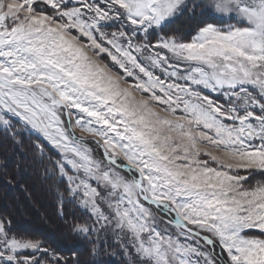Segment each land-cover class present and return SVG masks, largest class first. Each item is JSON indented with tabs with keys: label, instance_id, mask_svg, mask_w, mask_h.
Segmentation results:
<instances>
[{
	"label": "snow or ice",
	"instance_id": "obj_1",
	"mask_svg": "<svg viewBox=\"0 0 264 264\" xmlns=\"http://www.w3.org/2000/svg\"><path fill=\"white\" fill-rule=\"evenodd\" d=\"M0 139L92 264H264V0H0ZM0 264L82 261L0 210Z\"/></svg>",
	"mask_w": 264,
	"mask_h": 264
},
{
	"label": "trees",
	"instance_id": "obj_2",
	"mask_svg": "<svg viewBox=\"0 0 264 264\" xmlns=\"http://www.w3.org/2000/svg\"><path fill=\"white\" fill-rule=\"evenodd\" d=\"M191 21L181 18L173 29H185ZM32 154L29 142L23 150L0 139V160L7 165V172L0 171V210L12 212L18 222L30 232L45 240L65 256H73V250L82 264H92L89 245L73 239L68 224L57 214L55 196L46 187L45 181L30 164ZM14 178V179H13ZM12 179L10 184L8 181ZM30 194L29 195L26 194ZM71 211L69 212V217ZM105 264H119V257H102Z\"/></svg>",
	"mask_w": 264,
	"mask_h": 264
}]
</instances>
